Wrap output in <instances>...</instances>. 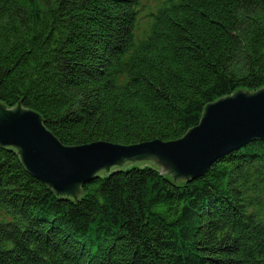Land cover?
Returning <instances> with one entry per match:
<instances>
[{"label":"trees","instance_id":"16d2710c","mask_svg":"<svg viewBox=\"0 0 264 264\" xmlns=\"http://www.w3.org/2000/svg\"><path fill=\"white\" fill-rule=\"evenodd\" d=\"M142 1L0 0V104L66 146H132L264 88V0H157L139 28ZM0 264H264V141L191 182L129 167L76 200L0 147Z\"/></svg>","mask_w":264,"mask_h":264},{"label":"water","instance_id":"95a60500","mask_svg":"<svg viewBox=\"0 0 264 264\" xmlns=\"http://www.w3.org/2000/svg\"><path fill=\"white\" fill-rule=\"evenodd\" d=\"M255 141H264V88L208 104L199 125L179 140L132 146L103 141L66 146L37 112L0 104V147L17 152L26 171L63 199H78L86 183L131 164H150L175 182L193 181Z\"/></svg>","mask_w":264,"mask_h":264},{"label":"rangeland","instance_id":"374dc122","mask_svg":"<svg viewBox=\"0 0 264 264\" xmlns=\"http://www.w3.org/2000/svg\"><path fill=\"white\" fill-rule=\"evenodd\" d=\"M158 1L160 2L161 0H158ZM139 16L142 18V17H145V14H140ZM8 108H11V107H8ZM197 126H198V125H197ZM186 134H187V133H186ZM251 143H252V142H251ZM249 144H250V143H249ZM214 164H215V163H214ZM214 164H213V165H214ZM213 165H212V166H213ZM129 166H130V167H138L139 165L131 164V165H129ZM141 166H149V167H152L150 164H148V165H141ZM128 168H129V167H128ZM103 175H104V174H103ZM191 181H192V180H191ZM191 181H188V182H191Z\"/></svg>","mask_w":264,"mask_h":264}]
</instances>
